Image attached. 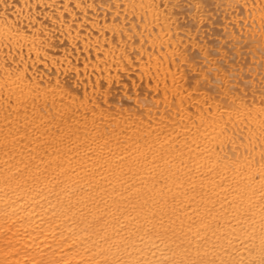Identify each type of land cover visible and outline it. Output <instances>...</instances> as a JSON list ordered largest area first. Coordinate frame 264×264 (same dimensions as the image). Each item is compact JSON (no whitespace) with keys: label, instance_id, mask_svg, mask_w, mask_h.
Instances as JSON below:
<instances>
[{"label":"bare ground","instance_id":"obj_1","mask_svg":"<svg viewBox=\"0 0 264 264\" xmlns=\"http://www.w3.org/2000/svg\"><path fill=\"white\" fill-rule=\"evenodd\" d=\"M0 264H264V0H0Z\"/></svg>","mask_w":264,"mask_h":264},{"label":"rangeland","instance_id":"obj_2","mask_svg":"<svg viewBox=\"0 0 264 264\" xmlns=\"http://www.w3.org/2000/svg\"><path fill=\"white\" fill-rule=\"evenodd\" d=\"M227 45H228V44H227ZM227 48H228V49L230 48V50H233L231 45H230V46H229V45L226 46V49H227ZM228 49H227V50H228ZM233 51H235V50H233ZM230 52H232V51H230ZM235 52H236V51H235ZM233 54H234V53H233Z\"/></svg>","mask_w":264,"mask_h":264}]
</instances>
